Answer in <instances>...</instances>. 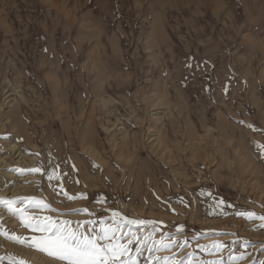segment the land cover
<instances>
[{
    "label": "rangeland",
    "instance_id": "rangeland-1",
    "mask_svg": "<svg viewBox=\"0 0 264 264\" xmlns=\"http://www.w3.org/2000/svg\"><path fill=\"white\" fill-rule=\"evenodd\" d=\"M258 144L264 0H0V198L43 200L32 211L73 228L99 231L113 212L155 221L156 239L185 245L161 256L262 264ZM18 181L33 188L4 193ZM0 216L32 234L2 205Z\"/></svg>",
    "mask_w": 264,
    "mask_h": 264
},
{
    "label": "snow or ice",
    "instance_id": "snow-or-ice-1",
    "mask_svg": "<svg viewBox=\"0 0 264 264\" xmlns=\"http://www.w3.org/2000/svg\"><path fill=\"white\" fill-rule=\"evenodd\" d=\"M249 127L252 128L253 126L249 125ZM254 143L256 142L254 141ZM257 146L260 149L261 158H264V145L258 144ZM16 171L40 172L41 169H17ZM79 195L83 196V194ZM74 198L69 197V199ZM0 205L12 216L18 218L22 226L32 233L30 236L19 235L15 232L9 233L4 229L3 217L0 216V235L22 246L34 248L57 260L60 264H140L139 257L143 255L144 251L149 254L145 264H153V262L155 264H218V261L194 262L190 257L177 256L175 253L164 256L158 255L161 251L174 247L183 248L185 245L180 244L171 236L167 239L163 237L156 239L154 232L157 222L155 221L128 220L127 217L113 212V224L103 225L99 231H96L95 229L83 228L80 222H77V226L73 228L70 220H60L49 215L36 214L32 209H49L50 205L35 197H21L17 200L0 198ZM68 211L74 213L78 209H69ZM83 211H87V209L85 208ZM237 214L248 219L257 218V214L250 211ZM258 219L264 221V215H260ZM87 223L94 222H84V224ZM125 224L129 226L151 225L153 232L147 235L133 231L124 232ZM261 227H264V224ZM133 243L137 245L135 256L131 255ZM212 246L217 251L222 247L218 242H214ZM243 255L241 253V258ZM3 259L4 257H0V261ZM7 260L9 264H26L23 258H17L13 255H9Z\"/></svg>",
    "mask_w": 264,
    "mask_h": 264
},
{
    "label": "bare ground",
    "instance_id": "bare-ground-1",
    "mask_svg": "<svg viewBox=\"0 0 264 264\" xmlns=\"http://www.w3.org/2000/svg\"><path fill=\"white\" fill-rule=\"evenodd\" d=\"M9 148L14 150L15 156L14 159L16 164H27L30 162V158H27L26 155L22 154L21 151L18 150L16 143H10ZM1 162H5L4 159L0 158ZM10 163V162H9ZM6 164L3 166L5 167ZM3 170V169H2ZM6 174V172H4ZM8 175L12 176L13 174L9 173ZM1 176V169H0ZM13 177V176H12ZM29 180V179H28ZM33 188L30 185L22 184L21 182H17L15 186L7 188L4 193L14 195L17 193H21L24 191H28L29 188ZM7 225L16 229L17 225L13 221H7ZM0 243L2 246L0 247V254H11L17 258H23L26 261V264H60L57 261H54L48 257L43 256L39 252L31 250L26 247H22L21 245L16 244L15 242H10L1 238ZM4 252V253H3Z\"/></svg>",
    "mask_w": 264,
    "mask_h": 264
}]
</instances>
